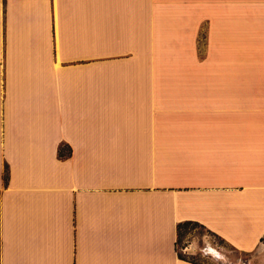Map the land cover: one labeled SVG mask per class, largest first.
<instances>
[{
	"label": "crops",
	"instance_id": "0c3cea01",
	"mask_svg": "<svg viewBox=\"0 0 264 264\" xmlns=\"http://www.w3.org/2000/svg\"><path fill=\"white\" fill-rule=\"evenodd\" d=\"M187 221L262 244L264 0H0V264H204Z\"/></svg>",
	"mask_w": 264,
	"mask_h": 264
},
{
	"label": "rangeland",
	"instance_id": "374dc122",
	"mask_svg": "<svg viewBox=\"0 0 264 264\" xmlns=\"http://www.w3.org/2000/svg\"><path fill=\"white\" fill-rule=\"evenodd\" d=\"M179 252L204 264H264V238L257 250L243 252L202 224L187 221L179 228Z\"/></svg>",
	"mask_w": 264,
	"mask_h": 264
},
{
	"label": "trees",
	"instance_id": "16d2710c",
	"mask_svg": "<svg viewBox=\"0 0 264 264\" xmlns=\"http://www.w3.org/2000/svg\"><path fill=\"white\" fill-rule=\"evenodd\" d=\"M66 148V146L65 145H61L60 147H59V155L61 156V157H65L70 151H67L66 153L65 152H63V149H65ZM67 149V148H66ZM69 150V149H68ZM5 179H7V176H5ZM180 226L181 225H179V228H180ZM181 257H184L183 255H181ZM194 262H196V261H194Z\"/></svg>",
	"mask_w": 264,
	"mask_h": 264
}]
</instances>
